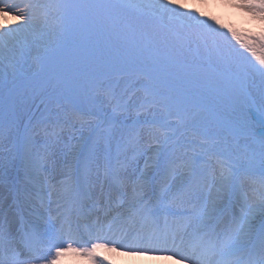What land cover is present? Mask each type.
<instances>
[{
    "label": "snow or ice",
    "instance_id": "1",
    "mask_svg": "<svg viewBox=\"0 0 264 264\" xmlns=\"http://www.w3.org/2000/svg\"><path fill=\"white\" fill-rule=\"evenodd\" d=\"M246 6L264 13V0ZM188 7L0 0V142L11 144L0 143V170L16 173L0 195V264H54L70 250L105 264L95 252L108 246L264 264V134L253 127L264 100L244 110L250 79L264 76V35L229 39ZM114 80L127 81L120 94ZM37 96L54 118L36 120ZM76 123L79 149L71 162L59 150L57 175Z\"/></svg>",
    "mask_w": 264,
    "mask_h": 264
},
{
    "label": "rangeland",
    "instance_id": "2",
    "mask_svg": "<svg viewBox=\"0 0 264 264\" xmlns=\"http://www.w3.org/2000/svg\"><path fill=\"white\" fill-rule=\"evenodd\" d=\"M39 2L43 3L46 2V0H39ZM143 2L145 4H148L159 2V0H143ZM181 2L189 6L185 9V11L194 10L198 16L199 13H204V16L199 18L206 19L210 24H212L214 29H217L220 32L228 33L229 39H231L230 34L233 31L236 32L241 39L246 40L248 42H251L252 38L264 35V13H260L246 6L250 3L255 2V0H181ZM238 5H241V7H239ZM232 42L235 43V41ZM236 46L239 47V45ZM126 86V80H114L112 82V87L114 88L117 94H120ZM248 91L250 96H252L256 107L260 109L262 107L261 101L264 100V76L255 74L249 81ZM139 94L140 93H137V95ZM45 105H47L48 111H45ZM32 110L33 112H35L36 120L48 117L49 115L54 118L56 112L55 105L49 103L47 99L42 96L36 97ZM244 110L248 112L246 109ZM132 115L135 116V112H132ZM253 122L255 127L261 129L264 128L259 123H256L255 121ZM129 124H131V120L129 121ZM86 134L87 133L85 130V135ZM80 135L81 129L79 123H76L75 127L64 128L61 135V143L58 145L56 156V159L59 161L58 167L62 166V161L64 159V157L61 156L59 150H62L64 153L68 154V152H66V147L68 146L70 149V147L73 145V150H71L70 154L66 157L67 160L71 162L73 154L76 150L79 149ZM260 138L261 136L256 134L255 139L258 141ZM0 143H2L5 147L11 146L8 141H3ZM240 144L241 146H243L244 141L241 140ZM113 147L115 148V146ZM139 163L140 166L143 167V159H141ZM15 175L16 173L11 172L10 170H0V188L2 190L5 189L3 185L10 184ZM245 189L247 190V185H245ZM238 195L240 194L238 193ZM77 260H81L82 262H84L82 264H94L91 259L81 257H60L58 260L54 261V264H80L77 262ZM104 262L105 264H143L138 260L132 261L126 259H116L112 261L104 260ZM150 264H154V262H150Z\"/></svg>",
    "mask_w": 264,
    "mask_h": 264
},
{
    "label": "bare ground",
    "instance_id": "3",
    "mask_svg": "<svg viewBox=\"0 0 264 264\" xmlns=\"http://www.w3.org/2000/svg\"><path fill=\"white\" fill-rule=\"evenodd\" d=\"M14 22H16V21H13V20H10V21H9L10 24H12V23H14ZM97 250H102V248H98ZM167 262H168V261H167Z\"/></svg>",
    "mask_w": 264,
    "mask_h": 264
}]
</instances>
